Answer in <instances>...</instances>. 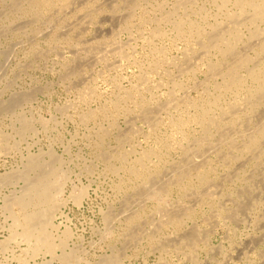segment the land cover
<instances>
[{
    "label": "rangeland",
    "instance_id": "374dc122",
    "mask_svg": "<svg viewBox=\"0 0 264 264\" xmlns=\"http://www.w3.org/2000/svg\"><path fill=\"white\" fill-rule=\"evenodd\" d=\"M34 1L0 0V243L8 241L7 250L0 253V264L65 263L44 253L35 256L31 245L21 239H11L15 235L14 216L6 200L18 195L24 184L20 181L14 185L15 182L4 180L7 175L24 172L29 154L40 155L38 161L47 165L45 161L50 163V152H56L64 161L60 165L56 163V170L72 174L64 194L67 203L55 222L59 227L56 238L66 226L73 232L74 239L70 240L68 251L74 250L67 252L75 255L77 261L70 264H100L116 256L120 264H264V140L259 146L261 150L253 153L229 147L231 156L238 158L235 161L227 157V145L220 151L216 149L221 144L219 136L224 126L218 132L215 128L209 130L212 146L202 149L205 150L202 153L193 144L195 137L201 139L205 132L201 124L171 125L173 121L189 119L199 112V109L185 107L182 101L195 99L199 105L203 103L207 107L219 97L208 85L210 76L206 67L208 59L215 62L217 58L215 53L207 56L202 45L196 43L198 39L179 38L172 26L161 19L175 12L176 16L188 14L189 20H195L210 31L207 24L216 26L217 19L226 20L227 15H220L217 9L222 2L197 0L196 5V0H192L193 5L192 1L184 0L189 1L190 7L180 0L184 9L179 10V0H145L138 6L135 0H57L48 7H35ZM244 32L247 35L246 28L239 33ZM244 43L239 45L240 49L245 47L244 50L254 56L252 51H247V46L251 45L247 44V39ZM223 98L234 101L231 94ZM176 102L182 105L178 109V104L172 106ZM263 105L254 118L259 119L264 113ZM215 111L222 114L220 110ZM147 116L152 123L145 120ZM232 119L228 117L226 132L233 138L230 144L239 145L242 139L236 133L247 128V121L232 125ZM209 150L213 152L207 156ZM190 151L193 156L194 152L195 157L198 155V160L193 157L197 161ZM218 151H223L226 157L219 154L221 157L218 155L217 159ZM145 152H152L142 164L152 172L143 180L146 185L141 180L130 179V174L123 169L117 173V168L139 166L137 159ZM260 153L262 157L257 159L255 155L260 156ZM238 154L242 157L240 161ZM122 159H126L125 162ZM220 159H224L225 164ZM189 160L201 162L194 166L196 168L206 162L201 170L209 174L207 184L197 180L194 172L195 177L189 174L185 180L187 189L173 188L169 196L164 195L157 201L144 202L138 198L137 194L151 186L159 189ZM214 167L215 172L209 169ZM229 178L233 180L229 182ZM82 186L89 187V196L78 206L71 196H74V188ZM206 192L211 200L202 206L200 199ZM188 206L193 207L188 210L192 212V221L185 216V222L178 227L167 224L165 215H182ZM193 214L196 215L193 217ZM136 215L138 219L134 224L127 226L126 219ZM197 228L196 235L208 236L210 241L208 246L199 244L193 252L182 243Z\"/></svg>",
    "mask_w": 264,
    "mask_h": 264
},
{
    "label": "bare ground",
    "instance_id": "6f19581e",
    "mask_svg": "<svg viewBox=\"0 0 264 264\" xmlns=\"http://www.w3.org/2000/svg\"><path fill=\"white\" fill-rule=\"evenodd\" d=\"M55 1H57V0H36V1H34V6L35 7H41V6L48 7V6H51V4L54 3ZM141 1H145V0H135L134 1L135 2V6H138ZM190 1H192V0H190ZM194 1H192V3ZM180 2L181 1L179 0V3ZM184 2H185V4L186 3L188 4L189 1L188 2L187 1H184ZM216 2L217 1H215V3ZM220 2H222L223 5L222 6H219V7L217 6V9L220 10V12H221V14L219 13L220 15H225V16L227 15V17L225 18L226 20L220 22L217 19L216 20L217 21V25L216 26H212L210 24H207L208 28H210V31H208L206 29V27L205 26H202L201 24H198L197 23L198 24L197 25L196 22H194L195 20L194 21L193 20H189L190 16L188 14H186L185 17L179 16V15L176 16L177 13L174 11L175 13H173V14L171 13V15H169V16L166 15L168 17H163L162 18L163 20L161 19V21H163V23L166 22V24L168 23V24H170L172 26V29H173L172 31H174L175 33H177L179 38H182V37L183 38L184 37H187L188 38L189 37V38H191V40H193L195 38H196V40L198 39L196 43L199 42V44L202 45V47H203L202 49H204V51L207 54V56H210V55H212V54L215 53L214 54V57L217 58V61H215V62L213 61V59L212 60L208 59L209 60V62H208L209 64L206 67H207V70H208L207 73L210 76V77H208L209 78L208 85L212 86L215 89V92H217L219 94V97L218 98H215L213 101H210L209 104L206 103V104H208V106L206 105L207 107L203 106L202 105L203 103L201 104L202 105V107H201V105H199L198 102H196L197 100L195 101V99H193V101L191 99L190 100L188 99V101H186V102H183L182 101V105H185V107L188 106L191 109L192 108L199 109V112L197 114L195 113L196 115H194L192 117L189 116V119H186V118L184 119L183 118V120H182L180 118L179 119V122L180 123L178 122V120L173 121V122H171V125L173 127L174 126H177L178 127L180 125H185V124L187 125L188 123H189L188 125H191L190 123H194V122L201 124V126H203L205 128V129H203V130H205V132L203 131L204 134L202 135V138L201 139H198L197 137H195V139H194L195 142L193 144H195V146L198 149L200 148L201 151H202V153L205 152V150L203 151L202 149H204V148L207 149V146H212V144H211L212 142H210L211 139H209L211 137L210 136V133H209V130L210 129L211 130L212 129L214 130V128H215V129H217V132H218V130L222 126H224V129L222 127V130L220 131L221 132L220 133L221 136H219V138H221V140H222L221 141V144H219L217 142V140L215 141V142H217L219 144L216 147L217 150L219 149V151H220V149L222 150V148L227 145V147H228L227 152L231 148V150H234V151L235 150H238V151L240 150L242 153L243 152L253 153V151H255V150H261L259 148V146H260V144L262 145L261 142H262V140H264V113L262 112L263 114L261 115L260 112H259V114H260L261 117H259V119L254 118L255 117V114L258 112L257 109L258 108L260 109L261 108L260 106L264 104V0H220ZM195 4L197 5V0H196ZM193 5H194V3H193ZM215 5H217V3ZM133 6H134V4H133ZM178 6L177 7L179 8V10L181 8H183V4L182 3L178 4ZM231 6L233 7V10L230 9ZM203 8L205 9V7H203ZM201 9H202V7L200 8V10ZM173 10H176V9L173 8ZM186 10H188V9H186ZM186 10H185V12H186ZM189 11L190 10H188V12ZM193 11H195V10H193ZM209 12H207V13H209ZM195 15H197V14H195ZM208 16H210V15H208ZM157 21H159V20L157 19ZM203 22H205V20ZM159 24H157V25H159ZM239 27L242 29V31H243L244 28H246L247 35H246L245 32H244V34H240L242 31L241 30L238 31ZM151 32H153V31H151ZM164 33H165V31H164ZM245 39L248 40V43L247 44H249V43L251 44V45H248L247 46V47H249V49L247 51H252L254 53V56H251L249 53H247L246 50H244V49H246L244 46H243L244 49H240L239 45L241 43L243 44ZM196 40H194V41H196ZM199 44H197V46H200ZM199 51H200V49H199ZM186 52L184 54L187 55L188 52L187 53ZM200 54L203 55L202 52ZM205 57H206V55H205ZM196 58H198V56H196ZM211 58H212V56H211ZM193 60H194V58H193ZM183 61L185 62V60H183ZM188 62H189V59H188ZM195 62H197V61H195ZM187 64H189V63H187ZM193 65H195V63ZM190 67H191V70H193L192 69V66H190ZM190 67H189V69H190ZM187 68L188 67H186L185 69L187 70ZM187 72H188V70H187ZM183 73H181V74H183ZM200 86H202V84ZM226 94H231L233 96V98H234L233 100L234 101H230V102H233L232 104H230V102H228L227 100H225L226 97L223 98V95L226 96ZM186 96L187 95H185V97ZM181 98H182V96H181ZM171 100L173 101V99H171ZM182 100H183V98H182ZM185 100H187V99H185ZM177 104H178L177 102H176V104L173 103L172 106L173 105L176 106ZM182 105H181V103H179L178 106H176V108L177 107L179 108ZM175 106H174V108H175ZM188 107H187V109H188ZM244 107H245V109H242ZM214 110H220V113H222V114L218 115L219 113L217 114L216 111L214 112ZM262 110H264V109H262ZM148 112H150V111H148ZM167 112L168 111H166V113ZM150 113H152V112H150ZM252 115H253V117H252ZM225 116H227V117H225ZM182 117H183V115H182ZM228 117H233V119H232L233 120L232 125H235L236 123H239L238 125H240V122L242 124V122L243 123H246V121H247V124H246L247 125V128L245 130L243 129V131H240V132H237V133L234 132V131H232V132L236 133L237 135L240 134V136H238V137H240L242 139V142L241 143L239 142L240 143V144L238 143L239 145L230 144V142L233 141L232 140L233 138H231L228 135L229 132L228 131L226 132V128H225L228 125V122H227ZM147 118L148 119H145V120H147V121L150 120V122L152 121L151 119H149L148 116H147ZM154 118H155V116H154ZM176 119H178V118H176ZM157 120L158 119L156 118L155 121H157ZM147 121H145V122H147ZM230 122H231V120H230ZM156 123H157V125H160V124H158V122H156ZM230 125H231V123H230ZM150 127L151 126L149 125V128ZM227 127H229V126H227ZM232 127H234V126H232ZM232 127H231V129H232ZM32 128H34V127H32ZM31 129H30V131L28 129L27 130L29 132H31L33 130V129L32 130ZM240 129H241V127H240ZM238 130H239V128H238ZM230 134H231V132H230ZM184 135H185V133H184ZM199 135H201V134H199ZM188 137H189V135H188ZM183 139H184V142H185L186 137H184ZM237 140H235V142H237ZM222 142H223L224 145L222 144ZM190 149H191V147H190ZM216 149H215V152H216ZM195 150L193 148V151H195ZM211 150H214V149H211ZM207 151H206L207 156H209L208 153H212L213 152V151L210 152V150H209V152H207ZM219 151H218V153L216 155L217 157L215 156L217 159H219L221 157V155H222V158L226 157V156L223 155L224 154L223 151L221 153ZM215 152H214V154H215ZM231 152L232 151L229 150V153L230 154L228 153V155H227L228 158H229V156H231ZM55 153H53V152H50L49 153L50 156H51V160L49 159L50 160V163H49V161H45V163L48 162L47 165L43 164V162L41 163L40 161H38L37 158H39L40 155L37 156L35 154L36 156H34V155L29 154V158L27 160L28 161L27 162V165H25V167L23 166V168L25 169L24 172H20L19 171L18 174H16V175H14V174L13 175H9V177L11 176L10 179H9V177L7 175L6 176L7 179L5 178L6 181L4 180V182H7V183L8 182L9 183L10 182H15L14 183V185H15L16 182L18 184L20 181H22L23 182L22 184H24V185H22V187H20L21 188V191L18 193V195H15L14 196V194L12 193L13 194L12 196H14V197L11 198L9 201L6 200V202L8 203V207H9V209H11V212H12V214L14 216L13 217V220H14L15 235L14 236L12 235L13 237H11V239L13 238L14 241H15V239L16 240L17 239H21L22 242H26L29 245H31V250L35 254V256L38 255L39 253H44V254H47V255L52 256L53 259L54 258H59V261H60V259L62 261H65V263L63 262V264H66V262L70 264V263H72L74 261H77V260H75L77 258L75 255H73V256L72 255H68V252L71 251V249H72L71 248L68 251V249H69V242H70L71 239H74L73 238V232L71 231L70 227L66 226L65 227V230H63L62 233H60L61 235H58L57 236L58 238H56L55 234L56 233H59V231H58L59 230L58 229L59 227L56 226L55 222H56L57 216H59V213H61L62 208L67 203L66 200L64 199V194L66 193V187H67L68 183L71 182V179H72L71 178V175L72 174L69 171H68V173H66L65 171H64L65 173L64 172L63 173H59L56 170V166H55L56 163L59 164L62 161L57 157L58 154H55ZM192 153L193 152H191L190 155L193 158V157H195V154L197 153V150H196V153L194 152V156H193ZM257 153H259V152H257ZM261 153H260V156L259 155H255V157L257 159L259 157H262L261 156ZM151 154H152V152L151 153L145 152L143 154V157L141 156V158H138L137 159V163H138L139 166H137V165L134 166V164H133L131 166H128L127 168L126 167L125 168L124 167L123 168H117L116 169L117 173L118 172H121L122 169H123L128 174H130L129 175L130 179L131 178H134V179H137V181L138 180H141V181L145 180L148 177V175L150 173H152V172H150V171H148L146 169L148 167H144L145 164L144 165H142V164L145 162L144 161L145 159H148L151 156ZM214 154H213V156H214ZM219 154H221V155H219ZM198 155H196L195 158H197ZM218 155L220 157H218ZM120 156L122 157V155H120ZM238 156H239V154H238ZM231 157H233L231 159H233L235 161L238 160V158H236V157H235L236 159H234V156H231ZM239 157H240L239 158V161H240L242 159V157L241 156H239ZM251 157H250V159H253ZM123 158H124V155H123ZM195 158H193V159H195ZM256 158H255V160H256ZM103 159H104V157H103ZM105 159H106V157H105ZM116 159L117 158H115V160ZM188 159H191V158H188ZM198 159L199 158H197V160ZM226 159L227 158H225V162L227 161ZM243 159H244V156H243ZM109 160H111V158ZM122 160H124V159H122ZM125 160H124V162H125ZM195 160H193L194 162L192 160H189L188 162L185 161L187 163H185L182 166L180 165V167L178 166L179 168L176 170L175 174L172 176L173 178H170L169 177L172 180L170 181V179H169L164 185L162 184L163 186L160 185V188L162 187L161 189L160 188L158 189L157 186H156V188H155V186L154 187L151 186L150 188H147L146 186H144V189L147 188V190L145 192H142L140 190L142 192V194H140V193L137 194V195H139L138 198L141 201L144 200V202H146V201H154V200L157 201V200L160 199V197L162 198L164 195L169 196V194L171 193V191H172L173 188H180L182 190L183 189H187V187H186L187 185L185 183L186 182L185 180L187 179V176H189V174H193L194 172L197 173V175H196L197 176V180H199L200 182H202L203 184H205L206 181L208 180V176H207L208 173L207 172H202L201 168L202 167L205 168L204 167V164L206 162L202 164L203 166L201 168L200 167L199 168L198 167L196 168L194 166L197 165L198 162L196 163L197 160L196 161ZM202 160H204V159H202ZM209 160H211V159H209ZM209 160L207 159V161H209ZM222 160H224V159H220V161H222ZM229 161H230V159H229ZM63 162H62V164H63ZM147 162H148V160H147ZM212 162H213V160H212ZM212 162H211V164H212ZM215 162H217V160H215ZM222 162L224 163V161H222ZM232 162H234V161H232ZM245 162H246V159H245ZM226 163H227V165H229L228 162H226ZM200 164H201V162H200ZM200 164H198V165H200ZM208 164H210V163L208 162ZM213 165L216 166L214 164V162H213ZM139 167H142V169H139ZM175 167H177V166H175ZM58 168H60V167H58ZM209 169H212L211 171H214V172L216 171V167H214V169L213 168H209ZM207 170H208V168H207ZM61 171H63V170H60V172ZM194 174H193V177H195ZM190 176H192V175H190ZM243 177H244V175H243ZM245 177H244V179H245ZM253 177L254 176H252V178ZM249 178H247V179H249ZM231 180H233V179H230L229 182ZM253 180L254 179H252L250 181H252V183H253ZM257 181H258V179H257ZM188 182H190V181H188ZM200 182H199V184H200ZM7 183H5V184H7ZM142 183L146 185V182L145 181H143ZM258 184H259V181H258ZM211 185H213V184H211ZM219 186H217V187H219ZM206 188H208V187H206ZM207 190H209V189H207ZM210 190L207 191V192L208 193L211 192ZM215 190H216V192H218L217 189H215ZM215 190H213V191H215ZM197 192H198V190H197ZM207 192L205 193L207 197L204 194L205 197L202 196L201 199H200V202H201L200 204H202V206L204 205V203L206 204L207 203V200L209 201V199L211 197V195L209 196V194H207ZM14 193H16V190H15ZM72 194H74V196H71V197L74 198L75 204H77L78 206H81L82 205V202L89 196V187L82 186V188H80V189H75L74 188ZM187 194H192V193H187ZM214 194H216V193L214 192ZM217 195L220 196V194H217ZM192 196L194 198V195H192ZM199 196H200V194H199ZM189 198L190 197L188 196V200L191 199V198L190 199ZM213 198H214V195L212 196V199ZM140 200L138 201L137 204H139V202H141ZM200 204H198L199 205L198 207H201ZM137 207H138V205H137ZM190 207L188 206V209H186V210L184 209L185 211L182 213V215H180L179 213L178 214L171 213V214H168V215H165V216L163 215L165 217V220H167V224H171L170 226L175 225L176 227H178V226L182 225V223L185 222V219H184L185 216H186V219L187 220H191L192 219V212L188 213V210H189ZM191 208H193V207H191ZM226 209H229V208H226ZM238 209H239V207H238ZM15 210H18V213L15 212ZM160 211H162V209ZM135 212H136V210H135ZM194 212L195 211H193V213ZM222 212H223V210H222ZM233 212H235V211H233ZM134 213H132V214L135 215ZM210 214L213 215L212 212ZM194 215H196V214H193V217H194ZM234 215H235V213H234ZM60 216H63V215H60ZM129 216H131V215H129ZM210 217H212V216H210ZM226 217L228 218V215H226ZM126 218L127 217H125V219ZM235 218H237L236 215H235ZM235 218H233V219L230 218V219L231 220H234ZM112 219H114V217ZM136 219H138V216L137 215L134 216V217L127 218L126 219V222H127L126 225L128 226V225L134 224V221ZM212 219H213V217H212ZM223 219H225V218H223ZM205 220H207V219H205ZM223 222L225 223V221H223ZM156 229L159 230L160 228L158 229V227H157ZM195 229H192L191 231H193ZM11 231H12V227H11ZM153 231L154 230H152V232ZM196 231H198V228H197V230H195V232H192L191 233V236H190L189 233H187V234H189V237H186L187 240L184 238L185 240L182 243L183 246L184 245L187 246L186 248H189V250H191L193 252L194 251L195 252L197 251V247H199L198 246L199 244L203 243V244L207 245L208 240H209L208 236H204L203 237L202 236L203 234L202 235H200V234L199 235H196L197 234ZM133 232L136 233V231H133ZM112 233H114V232H112ZM135 233H133V234H135ZM133 234H130V235L132 236ZM185 235H184V237H185ZM136 236L138 238V234H136ZM145 237H147V236H145ZM150 240H152V239H150ZM178 240L180 241V239H178ZM6 241H4V242H6ZM138 241H140V239ZM173 241H175V240H173ZM179 241L176 240V242H178V243H179ZM1 242L2 243H0V253H3L4 254V252L8 248V247H6L7 244H8V241H7V244L6 243H3V241H1ZM133 242H135V241H133ZM2 244H6V245L3 246ZM180 244L181 243H179V245ZM168 245H169V243H168ZM161 246L164 247L163 245H161ZM178 249H179V247H178ZM60 250H61V254H60L61 256L58 255V251H60ZM72 250H74V249H72ZM8 251H9V249H8ZM74 253H75V251H74ZM113 257H114V255H113ZM116 257L111 258V259L108 258L103 263H100V264H120L119 263V260H117V259H120V258H118V257L116 258ZM195 260H197V258ZM78 261L80 262V260H78ZM53 262H51V263H53ZM48 263H50V261H48ZM74 263H76V262H74ZM44 264H47V263L45 262Z\"/></svg>",
    "mask_w": 264,
    "mask_h": 264
}]
</instances>
